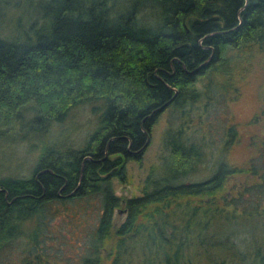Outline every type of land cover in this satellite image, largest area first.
Wrapping results in <instances>:
<instances>
[{
    "label": "trees",
    "instance_id": "1",
    "mask_svg": "<svg viewBox=\"0 0 264 264\" xmlns=\"http://www.w3.org/2000/svg\"><path fill=\"white\" fill-rule=\"evenodd\" d=\"M261 57L264 0H0V138L46 136L80 104L99 112L82 147L44 141L29 176L0 178V264H264V133L233 163L237 123L213 153L197 111ZM166 110L158 167L121 198L113 181ZM93 199L72 253L57 203Z\"/></svg>",
    "mask_w": 264,
    "mask_h": 264
},
{
    "label": "rangeland",
    "instance_id": "2",
    "mask_svg": "<svg viewBox=\"0 0 264 264\" xmlns=\"http://www.w3.org/2000/svg\"><path fill=\"white\" fill-rule=\"evenodd\" d=\"M234 78L238 79V76L235 75ZM218 80L222 81L221 78ZM196 86L201 88L202 82L197 83ZM234 86L237 89L229 88L227 91L223 89L220 92L213 89L212 103L207 107L209 116H204L202 103L197 111L203 115L204 120L210 121L209 132L211 134L208 133L207 137L213 153L217 152L223 141V128L230 122L237 123L239 142L231 149L228 157L230 162L238 163L251 153L249 142L252 138L256 139L264 133V57L254 61L249 73L242 80L236 81ZM24 112L26 120L33 115L31 108H26ZM98 113L91 110V104L84 103L70 110L62 122L53 124L46 136L40 137L39 132L30 130L23 125L21 131L6 134L0 138V178L9 175L29 176L37 162L40 155L39 148L44 141L56 144V147L61 150L82 147L88 134L96 127ZM169 117L170 110H166L159 117L147 140L141 161L128 162L127 183L113 181L116 195L122 198L140 194L143 180L149 169L157 168L159 165L157 154L160 139ZM204 129L206 130V128ZM19 136L25 140L21 141L17 138ZM91 202L92 204L87 206L84 211L80 210L76 200L57 203L59 215L55 218L52 226L54 230L60 231L64 235V240L68 244L71 243L74 246L70 247L71 244L67 246V249H73L71 252H74V248L79 251L80 246L83 245L82 234L94 227L95 200L93 199ZM120 218L123 219V214ZM80 249L83 250V248Z\"/></svg>",
    "mask_w": 264,
    "mask_h": 264
}]
</instances>
